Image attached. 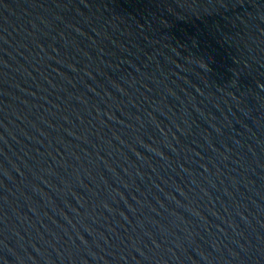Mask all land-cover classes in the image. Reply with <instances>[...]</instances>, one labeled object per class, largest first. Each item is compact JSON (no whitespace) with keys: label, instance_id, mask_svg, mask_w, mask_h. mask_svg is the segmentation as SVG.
<instances>
[{"label":"water","instance_id":"1","mask_svg":"<svg viewBox=\"0 0 264 264\" xmlns=\"http://www.w3.org/2000/svg\"><path fill=\"white\" fill-rule=\"evenodd\" d=\"M0 264H264V0H0Z\"/></svg>","mask_w":264,"mask_h":264}]
</instances>
